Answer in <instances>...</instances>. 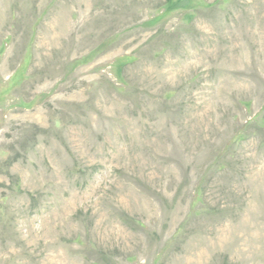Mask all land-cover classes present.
<instances>
[{
    "label": "rangeland",
    "instance_id": "374dc122",
    "mask_svg": "<svg viewBox=\"0 0 264 264\" xmlns=\"http://www.w3.org/2000/svg\"><path fill=\"white\" fill-rule=\"evenodd\" d=\"M0 264H264V0H0Z\"/></svg>",
    "mask_w": 264,
    "mask_h": 264
}]
</instances>
